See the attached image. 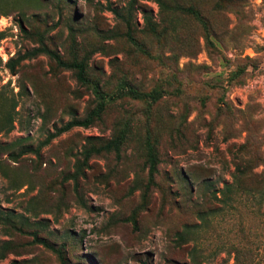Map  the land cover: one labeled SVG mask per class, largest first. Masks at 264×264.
I'll use <instances>...</instances> for the list:
<instances>
[{"label":"rangeland","instance_id":"1","mask_svg":"<svg viewBox=\"0 0 264 264\" xmlns=\"http://www.w3.org/2000/svg\"><path fill=\"white\" fill-rule=\"evenodd\" d=\"M163 1L166 9L154 0H0V119L13 106L14 120L0 133V211L29 223L13 236L0 227V253L7 241L13 249L0 264H59L31 243L35 230L63 244L70 264H190L193 250L206 264H231L233 252L239 264H264V204H255L264 187V0ZM175 6H193L203 21ZM40 38L63 60L83 62L91 84L45 55L11 74L7 60ZM94 85L105 96L100 120L61 134L38 158L8 156L84 117ZM122 85L159 97L115 98ZM118 131L127 134L118 156L84 158ZM146 140L157 151L152 179ZM236 166L243 187L233 181ZM204 182L217 195L231 186L226 210L217 211ZM212 209L206 229L181 245L184 225L198 226L196 213Z\"/></svg>","mask_w":264,"mask_h":264},{"label":"trees","instance_id":"2","mask_svg":"<svg viewBox=\"0 0 264 264\" xmlns=\"http://www.w3.org/2000/svg\"><path fill=\"white\" fill-rule=\"evenodd\" d=\"M155 3L159 6L160 9L167 8L166 4L163 0H154ZM174 9L178 11V13L191 17L197 21H203V17L201 16L199 10L194 8L193 6H175ZM113 15L117 18H119L126 26V33L125 37L130 43H134V39L130 35V28H129V21L124 18L121 14H119L116 10H111ZM146 26L148 28L149 33L151 34H157V30L154 27V25L147 19L146 20ZM18 28L19 30L28 36V32L24 29L22 24L18 22ZM38 55H45L48 57L55 65L56 67L63 69V70H69L72 71L74 74V77L76 81L82 85H90L91 83L87 80L85 76V66L83 62H77V61H65L63 60L58 53L55 51L49 49L40 38L38 40V46L35 48H32L29 51H25L22 55L17 56L14 59H9L5 63V67L7 70L14 74V66L24 60L27 59H33ZM93 93L96 98V102L84 117L79 119H70L66 121L64 124L59 126L58 128H54L53 132L48 133L45 138L40 141L35 147L22 145L18 149L16 153H10L8 156L12 158L13 160H16L24 155L31 154L34 157L38 158L40 155L41 148L47 146L53 139L57 138L63 133H66L70 131L73 128H87L91 126L95 121L100 120L101 114L104 110V100L105 96L103 94L99 93L98 88L94 85ZM115 98H121V97H127L131 100H138V101H145L146 99H150L151 101H156L159 97L158 92L154 91L151 94H143L138 93L132 88L128 87L127 85H122L119 87L115 94ZM13 109V106L10 107V110L8 109L6 112H4L3 116L0 119V133H9L13 129V117L11 116V111ZM18 142V141H17ZM127 142V134L125 131H118L116 134H114L110 139L105 140L102 142L99 146L90 148L89 150H86L84 152V158L89 157L90 155H98L100 153H114L116 156L119 155L120 149L122 146ZM145 159H144V165L146 168V172L149 178H153V176L156 174V166H157V151L155 145L150 140H146L145 142ZM243 175V172L241 171L239 166L235 167V174L233 176V181L236 184H240L239 187H243V183H241V176ZM205 186V193L208 196L210 201L218 202L220 204V208L217 209V211L226 210L228 208V198L227 194L231 193V186L230 185H224L223 190L220 191V195L214 191L212 188V184L210 182H204ZM232 184V183H231ZM243 190V188H240ZM225 193V194H224ZM256 202L258 208L264 204V187H262L260 190H258L256 193ZM255 197V196H254ZM214 209L209 211H199L196 213L197 220H198V226L197 225H184L182 231L177 234V240L181 242V245H186L189 240H193L192 237H190L191 234L198 232V230H205L206 226L208 225V219L207 214L213 212ZM132 223V226L135 227V220L134 218L130 220ZM35 225H39V223H36ZM0 227L7 236H13L15 234H24L29 227V223L26 218H24L21 215L12 214L10 212H1L0 211ZM36 231V230H35ZM35 231H31L28 235L31 237V243L40 245L42 248L46 249L47 251H50L58 260L59 264H70L65 251H64V245H58L56 246L53 242L49 241L48 239L39 236ZM195 231V232H194ZM24 232V233H23ZM13 251L11 242L7 241L4 242L1 246V253L2 251ZM0 253V257H3V254ZM233 262L231 264H239L238 258H237V252H233ZM190 264H206L209 260L204 257L198 256L195 251L193 250L190 253L189 257Z\"/></svg>","mask_w":264,"mask_h":264}]
</instances>
